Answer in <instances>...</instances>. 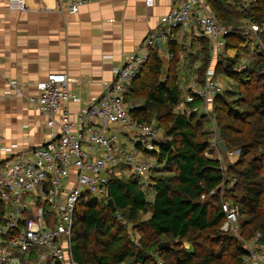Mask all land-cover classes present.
<instances>
[{
  "label": "trees",
  "instance_id": "1",
  "mask_svg": "<svg viewBox=\"0 0 264 264\" xmlns=\"http://www.w3.org/2000/svg\"><path fill=\"white\" fill-rule=\"evenodd\" d=\"M209 5L218 21L233 29L224 37L225 63L218 61L214 71L224 74L235 89L214 99L211 119L186 118L176 110L182 99L181 72L191 69L195 54H187L182 64L175 45L168 46L167 62L153 50L149 53L124 101L133 105L132 120L162 129L163 139L150 153L163 165L161 174L151 179L146 191L134 175H112L105 199L88 196L78 201L70 239L77 264H156L158 259L162 264H242L247 254L243 242L256 233L261 235L259 242L264 241V52L255 55L245 70H236L251 48L238 22L262 30L264 47V0L245 7L225 0H211ZM208 49L204 45L202 56L198 55L196 85L203 83L210 68ZM229 51L233 55H227ZM208 121L213 129L204 131ZM214 136L227 151H239L223 170L222 162L207 156L214 151ZM109 200L113 208L106 205ZM223 201L238 208L237 235L221 229ZM130 227L139 247L129 235ZM161 243L169 246L160 251ZM184 243L189 250L182 248Z\"/></svg>",
  "mask_w": 264,
  "mask_h": 264
},
{
  "label": "built area",
  "instance_id": "2",
  "mask_svg": "<svg viewBox=\"0 0 264 264\" xmlns=\"http://www.w3.org/2000/svg\"><path fill=\"white\" fill-rule=\"evenodd\" d=\"M32 1L39 11L73 14L82 6L102 0H54L52 8L43 0ZM210 1L176 0V7L161 16L159 27L149 31L139 53L125 56L101 96L92 98L75 115L67 111V104H77L80 98L71 92V79L65 73L48 74L36 82L35 96H25L18 82L8 84L44 117L48 132L45 143L22 155L15 154L0 133V264H77L70 253V239L78 201L88 196L105 199L109 177H119L123 170L147 181L159 167L154 158L148 159L152 162L138 158L155 151L159 131L130 118L133 105L125 103V94L156 43L175 44L187 29L207 39L211 57L222 59L224 37L233 29L217 20L208 7ZM7 9L26 12L27 0H8ZM240 29L243 38L254 40L255 52L263 53L259 38L262 30L252 24ZM184 49L188 52L189 45L182 46L180 58L186 53ZM246 61L250 63L253 58L248 55ZM247 66L239 64L236 70ZM185 89L176 110L186 118L200 115L211 119L214 99L225 92L213 68L207 69L202 84L191 83ZM238 155L239 151L234 150L225 157L233 163ZM223 157L219 154L216 161L222 162ZM234 182L233 179L231 185ZM221 210L225 216L222 231L235 233L236 227L232 226L238 221L237 209L223 201ZM252 240L245 243L247 254L242 264H264L261 235L256 233ZM134 243L139 246L137 239ZM156 264H162L161 260Z\"/></svg>",
  "mask_w": 264,
  "mask_h": 264
},
{
  "label": "crops",
  "instance_id": "3",
  "mask_svg": "<svg viewBox=\"0 0 264 264\" xmlns=\"http://www.w3.org/2000/svg\"><path fill=\"white\" fill-rule=\"evenodd\" d=\"M7 1L0 0V133L17 155L45 143L48 129L44 117L11 90L10 82L22 84L25 96H35L36 82L48 74H67L71 92L80 98L77 104H67V111L75 115L92 98L101 96L123 58L138 54L149 31L159 27L161 16L176 7V0H151L150 4L147 0H102L72 14L39 11L32 0H27L26 12L9 11ZM225 1H239L243 7L249 3ZM43 3L54 6V0ZM187 30L191 33L185 31L172 45L179 50L178 56L182 46L189 45V51L179 57L182 64L187 54H195L191 69L181 72V80L191 84L201 50L204 45L209 48V42ZM168 48L156 43L153 52L167 62ZM211 60L217 61L210 55V62L215 63Z\"/></svg>",
  "mask_w": 264,
  "mask_h": 264
},
{
  "label": "rangeland",
  "instance_id": "4",
  "mask_svg": "<svg viewBox=\"0 0 264 264\" xmlns=\"http://www.w3.org/2000/svg\"><path fill=\"white\" fill-rule=\"evenodd\" d=\"M29 4H32L30 1L28 2ZM208 7H209V9L212 11V9H211V7H210V5H209V3H208ZM213 12V11H212ZM213 14H214V16H215V13L213 12ZM218 20V19H217ZM239 24H241L242 26H248V25H250L247 21H241V22H238ZM247 41H249V42H251L252 44H251V48L249 47V49H248V51L249 52H247V54H245L244 56H243V58L241 59V60H239V62H237V64H236V67L238 68L239 67V64L240 65H249V62H247L246 61V57L248 56V55H250L251 56V58H253V60H254V57H255V55H258L256 52H255V50H254V47H253V45L255 44L253 41L254 40H250V39H247ZM184 51L187 53V50H185L184 49ZM181 52H182V50H181ZM221 52L224 54V48H223V50H221ZM186 53H184V55L186 54ZM184 55H183V57H184ZM227 55H233V52L232 51H229V52H227ZM211 61H214L215 63H211L210 62V65H209V67L210 68H213V70L215 69L214 67H215V65H217V63H218V61H223V58L221 59V60H218V61H215V60H211ZM225 63V61H223V63L222 64H224ZM251 63V62H250ZM235 67V68H236ZM235 70V69H234ZM215 72V71H214ZM184 77H186V76H184ZM196 77V76H195ZM217 77H218V79L220 80V82L223 84V86H224V88H225V92H224V94L223 95H226V94H231V92H233V90L235 89V87H234V85H233V83L224 75V74H219V75H217ZM188 85H190V83L189 82H184V80H181V84H180V87H181V94H182V96L185 94V91H186V86H188ZM192 116H194V115H192ZM196 116H198V115H196ZM209 122V121H208ZM149 125H151V124H149ZM213 129V125H212V123H205L204 124V131H208V130H212ZM159 131V136H160V140L159 141H161L162 139H163V131H162V129L161 130H158ZM118 132H120V131H118ZM212 139V138H211ZM214 139H216L217 141H216V143H215V145L213 144V149H214V151H211V153H207V155H211L213 158H216V159H214V160H218V158L217 157H219V154H220V156L222 157L223 155L220 153V151H219V149H218V147L216 146V144H217V142L218 141H220L219 139H217V137L216 136H214ZM213 139V140H214ZM129 146L131 145V144H128ZM126 149H129V148H126ZM232 151H234V150H232ZM235 151H238V150H235ZM228 152H230V151H227L226 150V152H225V154H224V159H223V161H222V166H224L225 164H228V163H230L229 161H228V159L225 157V155L228 153ZM138 156V155H137ZM138 158H139V160L141 161V159H146L147 161H150L151 159L153 160V156H144V155H140V156H138ZM148 159H150V160H148ZM155 159V158H154ZM154 161H156L157 162V160L155 159ZM150 162H152V161H150ZM157 164H158V162H157ZM158 166H159V164H158ZM162 167H163V165H161V166H159L158 168H156L155 169V171L152 173V175L149 177V179L147 180V181H142L140 178V182H141V185H142V188L146 191V190H148V189H146L148 186H149V184H150V182H151V179H153V178H155L156 176H159L160 174H159V172H161V170H162ZM125 172L127 173V176H131V175H133V174H131L130 172H128V171H126V170H123V173L120 175V176H123L124 174H125ZM135 176V175H134ZM136 177V176H135ZM232 182V181H231ZM230 186H232L231 184L229 185V187ZM220 188H222V186H220ZM221 192H223V191H221ZM151 199V196H150V198L148 197V200H150ZM236 209H237V211H238V208L236 207ZM147 216H145V217H143V218H146ZM238 218H239V216H238ZM238 222L239 221H237V224H235V225H233L232 227L234 228V226L236 227V231H235V233L233 232V234H235V235H237V226H238ZM123 224H125V222H123ZM129 232V231H128ZM231 232V231H230ZM129 235L131 236V238L133 239V242H134V239H137L138 240V238H136L137 237V235H135V234H133V232H132V230H131V227H130V233H129ZM136 236V237H135ZM244 241V240H243ZM253 240H250V241H248V242H252ZM243 243H247L246 241L245 242H243ZM136 245V244H135ZM137 247V246H136ZM139 247V246H138ZM182 248H184L185 250H189V248H190V246H189V244H187V243H184L183 245H182ZM24 264V263H23ZM27 264H31V263H27ZM124 264H127V263H124Z\"/></svg>",
  "mask_w": 264,
  "mask_h": 264
},
{
  "label": "water",
  "instance_id": "5",
  "mask_svg": "<svg viewBox=\"0 0 264 264\" xmlns=\"http://www.w3.org/2000/svg\"><path fill=\"white\" fill-rule=\"evenodd\" d=\"M216 146L218 147L220 153L224 156L225 152H226V149H225V146L223 144L222 141H218ZM106 205L109 207V208H113V205H112V201H107ZM169 246V243H161L158 245V250H163L164 248L168 247Z\"/></svg>",
  "mask_w": 264,
  "mask_h": 264
}]
</instances>
